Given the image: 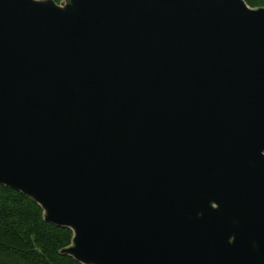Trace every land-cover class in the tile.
Returning <instances> with one entry per match:
<instances>
[{
    "label": "water",
    "instance_id": "95a60500",
    "mask_svg": "<svg viewBox=\"0 0 264 264\" xmlns=\"http://www.w3.org/2000/svg\"><path fill=\"white\" fill-rule=\"evenodd\" d=\"M0 186L80 264H264V8L0 0Z\"/></svg>",
    "mask_w": 264,
    "mask_h": 264
},
{
    "label": "trees",
    "instance_id": "16d2710c",
    "mask_svg": "<svg viewBox=\"0 0 264 264\" xmlns=\"http://www.w3.org/2000/svg\"><path fill=\"white\" fill-rule=\"evenodd\" d=\"M245 1L264 8V0ZM72 238V231L46 223L41 207L28 197L0 186V264H80L60 253Z\"/></svg>",
    "mask_w": 264,
    "mask_h": 264
}]
</instances>
